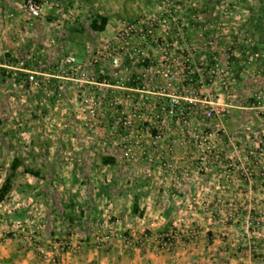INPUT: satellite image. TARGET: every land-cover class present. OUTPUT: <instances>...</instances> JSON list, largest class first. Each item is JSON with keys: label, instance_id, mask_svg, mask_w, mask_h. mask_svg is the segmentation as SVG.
I'll return each instance as SVG.
<instances>
[{"label": "rangeland", "instance_id": "374dc122", "mask_svg": "<svg viewBox=\"0 0 264 264\" xmlns=\"http://www.w3.org/2000/svg\"><path fill=\"white\" fill-rule=\"evenodd\" d=\"M26 1L0 0V123L16 129L0 135L22 142L35 131L59 140L63 168L74 155L92 156L98 187L111 171L120 189L135 192L127 197L141 201L169 197L136 193L142 187L158 191L176 175L182 183L219 171L213 182L227 187L219 189L225 217L242 221L239 237L260 258L262 243L251 237L264 233V0H216L212 10L209 0H37L40 17L29 15ZM97 15L108 18L103 32L90 27ZM197 59L210 71L196 86L190 65ZM189 95L203 98L201 111L185 106ZM163 96L182 103L163 110ZM43 124L48 130H37ZM106 155L117 164L101 165ZM186 155L193 173L173 160ZM234 173L259 186L256 193H229ZM249 221L255 227L246 236ZM106 236L97 230L95 245H106ZM118 237L124 250L142 243L127 246ZM31 243L46 262L45 247Z\"/></svg>", "mask_w": 264, "mask_h": 264}, {"label": "crops", "instance_id": "0c3cea01", "mask_svg": "<svg viewBox=\"0 0 264 264\" xmlns=\"http://www.w3.org/2000/svg\"><path fill=\"white\" fill-rule=\"evenodd\" d=\"M31 123V129H36L35 123ZM40 128L37 130H48L44 124ZM0 129L11 133L16 130L14 125L3 121ZM35 133L32 131L22 142L17 140L19 136L15 139L5 133L0 135V188L7 178L11 179V190L0 202V214L5 223H26L25 232L8 239L0 223V264H51L35 253L32 241L44 249L51 242L79 245L74 252L64 254L57 264H264V233L256 232L259 236L253 233L251 237L262 243L261 260L254 258L253 250L250 252V242L239 237L242 221L225 217L226 205L219 197L225 192L219 189L227 187L222 182H213L219 171L200 177L188 175L182 183L176 175L161 190L146 191L142 187L136 191L155 193L156 197L169 194L163 201L159 197L145 201H141L142 197L130 199L127 195L135 192L126 187L120 189L111 171L105 174L107 184L98 187L97 177L101 175L92 170L93 164L96 165L92 156L74 155L71 166L65 169L61 162L68 158L67 154L56 148L63 144L59 140L51 143L44 133ZM173 160L182 162L186 172L193 173V159L188 155ZM91 161L89 168H85V163ZM178 167L180 164H176L177 172ZM230 182L231 194L247 195L249 189H254V193L259 189L256 184L242 181L236 173ZM167 212L171 213L169 217ZM97 230L107 235L103 247L95 245ZM119 231L140 237L142 243L121 249L116 238ZM167 232L174 235L171 245L158 240V236Z\"/></svg>", "mask_w": 264, "mask_h": 264}, {"label": "built area", "instance_id": "2783aa9c", "mask_svg": "<svg viewBox=\"0 0 264 264\" xmlns=\"http://www.w3.org/2000/svg\"><path fill=\"white\" fill-rule=\"evenodd\" d=\"M24 8L32 17H40L42 15V5L37 0H27L24 4ZM30 82L34 86L38 85V81L35 80L33 75L30 76ZM173 103H174L173 105L174 107L177 106V108H179L178 106L179 99ZM206 115L208 117L212 116L213 115L212 109L207 111ZM246 177L248 178L249 176ZM8 225H9L7 226L8 229L6 230V233L8 235L10 234L16 235L18 233L22 234L26 230V223L22 221L14 222L12 224L8 223ZM254 227L255 226L251 221L247 222L246 227H244L243 229L244 234L246 236H249L251 229ZM6 233H4L5 237L7 236ZM118 236H119L118 239H121L123 242H125L126 243L125 245L127 246H133V245L136 246L137 244L141 243V240H137V239L132 240L129 237H127V235L123 232H121ZM168 236L169 235H165V234L158 236V240L164 245H171L172 240L170 237L167 238ZM96 242L102 244L104 242V238L97 236ZM74 248L75 247L68 242H51L46 249H43V255L44 258L47 259V261L56 263L63 254H66L70 251H74L75 250Z\"/></svg>", "mask_w": 264, "mask_h": 264}, {"label": "trees", "instance_id": "16d2710c", "mask_svg": "<svg viewBox=\"0 0 264 264\" xmlns=\"http://www.w3.org/2000/svg\"><path fill=\"white\" fill-rule=\"evenodd\" d=\"M209 2L211 4L209 10H212L213 4H215V2L220 4V2L216 1V0H209ZM107 24H108V18L107 17L102 16V15H97L91 21L90 27L95 32H103L106 29ZM208 44H210V42ZM202 45H204V44H202ZM202 45H198V46H202ZM207 47H208V45H206V48ZM190 68H191V72H192L191 81H192L193 85H196L198 82H200L202 76H205V74L209 75L210 68L203 66V64L201 63V61H199V59H197L194 64L190 65ZM128 84H130V85L133 84L132 86H136L135 85L136 83L130 82ZM139 89H142V88H139ZM188 92L191 95L200 96L199 93H197L195 90L189 89ZM191 95H189V100H187L186 102L183 101V103L185 104L186 107L193 109V111H198V112L201 111L202 106H203L202 105L203 104L202 103L203 98L191 97ZM161 99H162V102L160 104L161 108L163 110H171V107H172V105H174V103L169 99V97L163 96V98H161ZM180 100H182V99H179V103H182V101H180ZM178 106H180V104ZM175 108H177V106H175ZM117 162H118V159L114 155H106V156H102L100 158V163L103 166H115L117 164ZM15 168L16 167H14V165H13L12 169L15 170ZM27 172H30V171H27ZM10 190H11V179L9 177V178H7V180L5 181L3 186L0 188V202L4 201L6 199ZM170 215H171L170 212L166 213V217H169Z\"/></svg>", "mask_w": 264, "mask_h": 264}]
</instances>
